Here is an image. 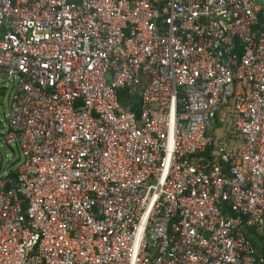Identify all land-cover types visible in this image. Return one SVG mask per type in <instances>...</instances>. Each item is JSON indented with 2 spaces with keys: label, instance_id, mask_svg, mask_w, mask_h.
I'll return each instance as SVG.
<instances>
[{
  "label": "built area",
  "instance_id": "1",
  "mask_svg": "<svg viewBox=\"0 0 264 264\" xmlns=\"http://www.w3.org/2000/svg\"><path fill=\"white\" fill-rule=\"evenodd\" d=\"M0 75V264H264V0H0Z\"/></svg>",
  "mask_w": 264,
  "mask_h": 264
},
{
  "label": "rangeland",
  "instance_id": "2",
  "mask_svg": "<svg viewBox=\"0 0 264 264\" xmlns=\"http://www.w3.org/2000/svg\"><path fill=\"white\" fill-rule=\"evenodd\" d=\"M14 92L15 87L12 81L0 75V133L6 131ZM1 154L3 166L5 168L8 165H12V167L16 169L24 160L22 151L17 144H12V146L6 150L1 147Z\"/></svg>",
  "mask_w": 264,
  "mask_h": 264
},
{
  "label": "trees",
  "instance_id": "3",
  "mask_svg": "<svg viewBox=\"0 0 264 264\" xmlns=\"http://www.w3.org/2000/svg\"><path fill=\"white\" fill-rule=\"evenodd\" d=\"M138 100V97L136 98ZM132 98L130 96H126L125 94L123 96H121V101L123 104H128L130 103L129 101H131ZM135 100V102H133L132 104V109L135 113L138 112V101ZM250 238L255 241V244L258 245V241H262L264 239V237L262 235L256 234V233H251Z\"/></svg>",
  "mask_w": 264,
  "mask_h": 264
},
{
  "label": "water",
  "instance_id": "4",
  "mask_svg": "<svg viewBox=\"0 0 264 264\" xmlns=\"http://www.w3.org/2000/svg\"><path fill=\"white\" fill-rule=\"evenodd\" d=\"M7 188H8V186H7Z\"/></svg>",
  "mask_w": 264,
  "mask_h": 264
}]
</instances>
